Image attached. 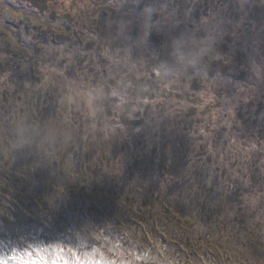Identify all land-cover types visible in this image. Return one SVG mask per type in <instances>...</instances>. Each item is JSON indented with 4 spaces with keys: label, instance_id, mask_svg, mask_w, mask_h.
Listing matches in <instances>:
<instances>
[{
    "label": "rangeland",
    "instance_id": "374dc122",
    "mask_svg": "<svg viewBox=\"0 0 264 264\" xmlns=\"http://www.w3.org/2000/svg\"><path fill=\"white\" fill-rule=\"evenodd\" d=\"M7 104L18 126L35 117L40 132L56 139L61 132L49 166L63 167L61 180L78 186L96 179L105 200L93 197L82 208L69 200V213L88 211L92 224L64 220L53 196L52 207H32L37 193L23 181L13 185L16 164L0 160V213L9 216L0 222V264H264V0H0V108ZM29 123L28 132H39ZM1 130L0 122L3 148ZM72 134L76 154L68 153ZM163 152L189 156L181 159L183 182L205 173L202 193L212 203L205 226L189 227L196 248L189 258L161 248L164 256L139 262L108 233L97 249L102 227L124 220L114 204H137L119 187L154 184L149 173ZM33 165L45 174L48 198L54 173L42 156ZM160 172L162 194L183 180ZM25 213H52L50 222L41 219L53 234L65 230L90 245L71 259L49 255L46 242L34 244L41 251L31 252L32 244L22 251L15 232ZM133 226L122 228L134 233ZM78 249L89 253L78 259Z\"/></svg>",
    "mask_w": 264,
    "mask_h": 264
},
{
    "label": "trees",
    "instance_id": "16d2710c",
    "mask_svg": "<svg viewBox=\"0 0 264 264\" xmlns=\"http://www.w3.org/2000/svg\"><path fill=\"white\" fill-rule=\"evenodd\" d=\"M37 109L38 108H36V110ZM43 110L44 109L40 107L38 112L41 113ZM10 114L11 110L8 104L7 106L0 108V122L2 128L1 144L3 145V148L0 146V160H4L6 164H9L10 161L11 163L14 161L13 164H16L14 171L17 173V176L14 177L15 184L13 185L23 181L26 187L29 185L31 186L32 193L30 194L37 193L36 196L34 194L33 197L30 196L32 207H38L40 209L41 204L44 206V208L50 207L51 205H49L48 199H51L53 196L55 201H57V204H54L59 206L64 220L74 222L73 218L75 217L79 218V220L83 221L84 223L92 224L93 219L90 215V212L88 211L83 214L81 213L79 216H76L77 214H74L73 212L69 213V210L74 207V204L69 203V200L78 199V204H80L78 206L82 208L81 205L86 206L91 198L97 196L99 198L101 195H104V188L96 184V179L92 180L91 178H89L90 180L83 181L84 185L81 186L73 184L72 181H67V179L61 180L63 175L66 176L63 167L58 168L55 165L49 166L50 160L56 161L55 153L58 152H56L55 149H58V146L60 147L62 144L61 142H63V140H61L63 137L61 139L59 138L61 137V132H58L60 136L57 139L49 136V132H40V128H38L40 123L35 117L30 118V120L29 118L26 119L25 123H21L18 126L14 123ZM28 121L30 122L29 125H31V127L34 129H38L39 132H28L30 127L27 124ZM15 130H18V132H14ZM73 136V134L72 136L67 135V137H70L69 140L71 142V144H69L71 149H69L68 153L76 154L78 151L74 150L76 139L72 138ZM31 142L33 145H29ZM52 143L56 144L52 145ZM19 146L21 149L19 150L20 152H17ZM43 146L51 147L48 153L39 152ZM40 156H42V162L45 167L54 173V175H51L52 185L49 187L48 193L46 194L48 195V198H46L43 194L47 189L44 181L46 179V177L44 179L45 174H40L36 165L31 166ZM182 157L184 156L177 154L176 152L167 154L163 152L161 154L162 162L161 164L157 165L162 170L160 173L169 175L171 179L172 177L174 179L176 177L183 179L180 182H172L169 184V191L167 194H162V191L165 189L160 191V189L157 187L156 183L158 182L157 177L159 175V168L153 169L154 166L151 167L149 173L150 177L154 181V184H148L147 186H144L142 185L144 183H141L142 180H138L137 182H133V184L124 183L122 187H119L120 190H118V194L121 198L123 196V198H126V196L129 195L131 201H136L137 204H132L130 200H127V203H124V200L120 199L118 204H114L118 205L117 207L123 212V214L120 215L124 216V220L123 222L118 223L117 226H113L111 228L108 226L102 227L101 234H104V236H102V238H104H101L99 243L96 244L97 249L102 248L105 245L106 237L108 233H110L112 235L118 236V238L115 240H117L120 244L123 242L125 244V251H127L128 254H133L138 257L139 262H144L143 257L151 258L152 256H164V253L160 251L161 248L165 249V251H169V255L172 254V252L177 251V253L180 255H184V253H186L187 258H189L191 251L196 248V243L194 242L195 239L191 236V229H189V227L193 225V222L195 223L194 227L196 229H199L200 226H205L207 219L205 210L208 204L212 202H209V199H205L203 197L202 192H204L205 188L201 181L205 175L203 170H196L194 172L192 181L195 182H183L185 181L184 176H187V170L186 166L182 164L181 159L185 160L189 156L185 158ZM25 161H28V163L25 164ZM37 182L38 189L34 191ZM42 183H44L43 186ZM63 187L67 188L66 192ZM117 187L118 186L116 185V188ZM85 191H87V193H85ZM64 193L67 195V198L65 199L61 197ZM135 196H138V199ZM101 199L102 200L100 201L105 200L103 198ZM18 204L19 203L17 202V208L19 210H23L22 206ZM161 205L162 207H160ZM108 207L109 206L106 205V208ZM161 208L166 210L162 214L159 213ZM171 208L173 209V213L170 212ZM90 209L93 210V208ZM40 215L41 218H46L48 222H50L52 220L51 218H53L52 213ZM157 217H161L163 220L162 223H164L166 231L157 229ZM18 218H20V223L23 229L20 228L22 230L15 232L17 233L15 235L17 236L16 247L19 248L20 246L22 251L26 246H30V244H32L30 251L37 252L40 249L35 247L34 244L39 245L43 242H46V250L49 252V255H54L56 258H58L60 257V254L65 255L66 253L69 255L70 252L76 253L77 247L81 246L85 248L86 246L90 245L89 243H81L79 245V243H77L78 239H70L68 233L65 230H60L56 234H53V229L48 224H46L43 219L30 216L29 213ZM4 219L9 220V216L5 212L0 213V222L5 223L6 221H4ZM190 219L191 221H189ZM172 222H175L174 226H172ZM123 223H130L134 225L133 227L136 228L134 233L122 228ZM25 224L29 225L27 229L24 227ZM133 235L136 237H134V239H136L135 244H132ZM0 239L4 240L5 235L2 234ZM3 242L8 243L6 240ZM106 242L109 243L108 240ZM159 243L160 247H158ZM92 247L94 248L95 246L92 245ZM132 248L134 250L130 251ZM88 253L89 252L87 250H83V252L79 254V257L76 258L79 259L83 256L86 257ZM108 255L105 256L108 257Z\"/></svg>",
    "mask_w": 264,
    "mask_h": 264
},
{
    "label": "clouds",
    "instance_id": "9594fccd",
    "mask_svg": "<svg viewBox=\"0 0 264 264\" xmlns=\"http://www.w3.org/2000/svg\"><path fill=\"white\" fill-rule=\"evenodd\" d=\"M78 251H80L82 253L83 249H78ZM69 257H70V259L72 258L70 253H69Z\"/></svg>",
    "mask_w": 264,
    "mask_h": 264
}]
</instances>
